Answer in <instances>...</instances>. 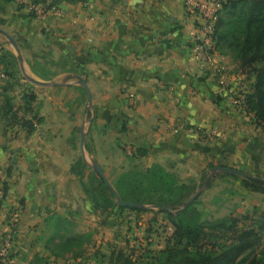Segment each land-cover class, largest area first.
Returning <instances> with one entry per match:
<instances>
[{
    "label": "crops",
    "instance_id": "crops-1",
    "mask_svg": "<svg viewBox=\"0 0 264 264\" xmlns=\"http://www.w3.org/2000/svg\"><path fill=\"white\" fill-rule=\"evenodd\" d=\"M31 1L64 16L38 19L0 0V30L15 39L23 59L21 65L0 33V245L14 221L12 264H63L66 258L52 255L45 239L53 231L45 222L55 216L110 229L112 214H102L83 190L86 156L102 171L106 165L124 172L127 157L143 149L144 167L158 164L187 185L199 186L216 167L264 180V128L230 99L235 90L251 93L255 78L227 48L215 56L226 69L225 88L212 66L195 62L198 22L186 13L185 0ZM12 57L16 80L5 75ZM23 72L51 86L34 85ZM80 79L93 97L89 127ZM4 87L19 117L35 125L32 132L7 127ZM25 91L36 96L33 113L26 111ZM245 190L238 212L264 213V194Z\"/></svg>",
    "mask_w": 264,
    "mask_h": 264
},
{
    "label": "trees",
    "instance_id": "trees-1",
    "mask_svg": "<svg viewBox=\"0 0 264 264\" xmlns=\"http://www.w3.org/2000/svg\"><path fill=\"white\" fill-rule=\"evenodd\" d=\"M216 34L217 49L226 45L235 54L243 72L254 76L252 91L246 97L245 110L253 116L257 126L264 127V0H223ZM12 59V66L5 70V75L9 80H16L18 60L16 57ZM2 94L7 127L20 125L32 132L35 125L32 121L19 117L7 87L3 88ZM23 99L26 111L33 113L36 101L34 93L25 91ZM34 119L40 122L36 114ZM147 154L146 150L138 149L133 156L127 157L129 168L121 174L116 185L112 186L114 191L97 171L91 173V181L99 189L102 201L83 184L85 194L101 209L118 207L122 211L138 214L156 211L165 215L173 227V234L166 247L150 256L151 260L146 264H264V213L254 210L252 215L229 216L215 221L191 220L190 211L199 203L203 192L211 188L213 178L206 173L202 175L199 186L187 185L177 174L166 171L158 164L144 167L140 160ZM232 176L241 179L245 188L264 194V180L254 181ZM116 194L123 202L143 207H121ZM249 221L253 223L249 228L239 227L241 223ZM45 223L54 229L48 240L49 245H53L57 239L61 241L58 250L50 247L51 254L57 258H65L63 253L70 251L73 252V257L78 258L86 250L74 252V249L82 248L85 243L89 246L93 241L90 233L79 236L61 235L62 231L70 233L68 227L72 222L66 217L55 216ZM136 255L137 252H111L106 264H140L143 259Z\"/></svg>",
    "mask_w": 264,
    "mask_h": 264
},
{
    "label": "rangeland",
    "instance_id": "rangeland-1",
    "mask_svg": "<svg viewBox=\"0 0 264 264\" xmlns=\"http://www.w3.org/2000/svg\"><path fill=\"white\" fill-rule=\"evenodd\" d=\"M222 50H227L226 45L222 46ZM229 51L233 53L231 50ZM233 56H235L234 53ZM89 111L91 112L87 116V127L91 124L92 108H89ZM78 138L79 135L77 136ZM86 159L88 161V174L84 178L85 185L88 190L92 191L102 201L103 197L99 189H96V184L91 181L94 162L88 156H86ZM103 167L107 169L106 171L103 170L107 180L112 186L116 185L123 172L116 171L110 166L105 165ZM207 174L211 176L212 171ZM212 187L213 190L210 192L205 191L200 196L199 203L190 211L189 217L191 220L195 219L199 222L215 221L229 216L243 215L238 212L243 200V193L246 191L241 184V179L219 173L213 177ZM99 211L104 215L112 214L113 219L111 220L110 229H104L105 226L103 227L104 224L101 222L95 226L94 224L96 223L90 222V220L81 221V219L70 218L72 222L68 227L70 233L67 234L62 231L61 235L79 236L90 233L93 235V241L89 246L85 243L82 248L74 249V252H80L81 249L83 252L86 250L78 258L73 257V252L71 251L64 252L63 255L66 260H60L63 264H106L110 253L119 250H125L129 254L137 252L136 256L143 259L141 262L139 258L140 264H146L151 260L150 256L156 255L166 247L168 239L173 234V227L165 215L156 211L138 214L128 210L122 211L118 207L110 210L100 209ZM252 224L251 221L244 222L239 227L249 228L248 226ZM115 227L117 229H114ZM52 230L54 229L52 228ZM52 234L53 231L46 233L45 239L50 238ZM60 243V239H57L53 245L50 244L51 248L58 250Z\"/></svg>",
    "mask_w": 264,
    "mask_h": 264
},
{
    "label": "built area",
    "instance_id": "built-area-1",
    "mask_svg": "<svg viewBox=\"0 0 264 264\" xmlns=\"http://www.w3.org/2000/svg\"><path fill=\"white\" fill-rule=\"evenodd\" d=\"M24 6L38 19H45L48 16L62 17L63 11L58 8H44L31 0H10ZM186 13L197 20L198 32L196 34V45L193 51L195 62L201 66L209 65L213 67V73L217 79V84L225 88L228 86L226 69L215 61L217 53V24L223 9V0H185ZM247 92L235 90L230 94L231 103L243 110L246 108ZM206 140H210L207 137ZM15 222L11 223V228L5 235L0 245V264H12L13 239L15 235Z\"/></svg>",
    "mask_w": 264,
    "mask_h": 264
},
{
    "label": "water",
    "instance_id": "water-1",
    "mask_svg": "<svg viewBox=\"0 0 264 264\" xmlns=\"http://www.w3.org/2000/svg\"><path fill=\"white\" fill-rule=\"evenodd\" d=\"M0 33L2 35H4L9 41L10 43L12 44V46L14 47L15 51L17 52L18 54V57H19V61L22 65V56H21V52H20V49H19V46L17 44V42L15 41V39L9 35L8 33H6L5 31L3 30H0ZM24 71V70H23ZM26 79L31 82L32 84L34 85H37V86H42V87H49L51 86L49 83H44V82H41V81H38L28 75L25 74V72H23ZM80 83L81 85L84 87L85 91H86V94H87V97H88V104H89V107H93V97H92V93H91V90L89 89L87 83L84 81V80H81L80 79ZM85 132L82 131L81 133V140H80V149H81V153L85 159ZM93 169L95 171H97V173L104 179V181L107 183L108 187L112 190H113V187L112 185L110 184V182L107 180L106 176L104 175L103 171L101 170V168L99 167V165L97 163H94L93 164ZM226 173V174H230V175H237L239 177H242V178H245V179H249V180H254V181H263V179L261 178H257V177H252V176H249V175H246L244 174L243 172H240L238 170H235V169H232V168H229V167H216L214 170H213V173L211 175V177L213 178L214 176H216L218 173ZM116 197H117V201H118V204L121 206V207H125V208H142L143 206L140 205V204H135V203H126V202H123L119 196L116 194ZM190 205V203L184 207V208H187L188 206ZM164 210H167V208H163Z\"/></svg>",
    "mask_w": 264,
    "mask_h": 264
}]
</instances>
